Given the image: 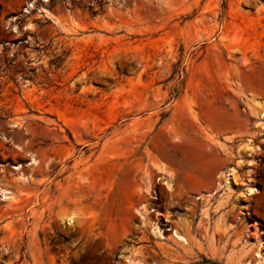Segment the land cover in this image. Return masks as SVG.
<instances>
[{
    "label": "rangeland",
    "instance_id": "obj_1",
    "mask_svg": "<svg viewBox=\"0 0 264 264\" xmlns=\"http://www.w3.org/2000/svg\"><path fill=\"white\" fill-rule=\"evenodd\" d=\"M0 264H264V0H0Z\"/></svg>",
    "mask_w": 264,
    "mask_h": 264
}]
</instances>
